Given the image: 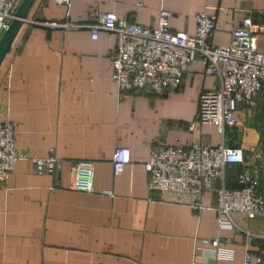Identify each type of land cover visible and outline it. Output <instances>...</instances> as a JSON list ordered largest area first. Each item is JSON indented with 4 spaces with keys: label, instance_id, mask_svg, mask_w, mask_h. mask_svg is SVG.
<instances>
[{
    "label": "crops",
    "instance_id": "crops-1",
    "mask_svg": "<svg viewBox=\"0 0 264 264\" xmlns=\"http://www.w3.org/2000/svg\"><path fill=\"white\" fill-rule=\"evenodd\" d=\"M159 9L170 11L171 32L186 35L194 31L195 13L214 15L215 45L227 44L232 28L248 15L260 27L255 47L264 55V0H68L67 5L33 0L0 62V118L13 123L14 147L27 157L16 160L0 183V264H212L198 241L211 237L233 249L226 264H242L245 250L264 257V210L251 219L221 215L208 190L196 213L150 198L143 168L151 143H221L241 150L264 196V86L250 109L237 104L236 125L220 134L204 124L190 133L185 124L195 116L199 93L217 86L197 57L176 89L118 93L110 77L112 32L99 30L91 39L86 27L44 24L87 25L111 11L153 26ZM51 147L56 170L34 174L29 159L45 157ZM116 147L128 149L129 162L113 174ZM80 159L93 163L91 193L71 187L73 165ZM239 169L224 166L212 187L238 188ZM217 219L223 220L220 226Z\"/></svg>",
    "mask_w": 264,
    "mask_h": 264
},
{
    "label": "built area",
    "instance_id": "built-area-1",
    "mask_svg": "<svg viewBox=\"0 0 264 264\" xmlns=\"http://www.w3.org/2000/svg\"><path fill=\"white\" fill-rule=\"evenodd\" d=\"M18 0H0V36L13 17ZM68 4V0H51ZM170 11L159 9L153 26H141L107 11L98 14L93 23L81 25L71 20L45 22L51 27H86L91 39L97 31H110L115 36V46L110 54L111 79L118 93L140 92L159 94L166 89H176L187 71L190 61L197 57L203 66V74L217 78L214 89L199 93L194 118L185 124L187 132L196 126L209 124L217 133L223 127L234 126L237 104L244 110L255 105V99L264 85V55L255 47L260 29L248 15L232 28L229 42L215 45L211 42L214 15L205 10L194 15V31L191 35L171 32L168 27ZM37 23V22H36ZM27 157L17 151L13 143V123L0 118V183L9 175L13 163ZM34 174L53 173L57 168L54 149H48L45 157L30 158ZM129 162L126 147H116L111 155L113 174L121 172ZM227 164H239L238 188L212 187V181L221 179ZM148 173L146 189L150 198L161 199L188 206L192 212L203 208V191H212L216 197V211L221 215L238 213L254 218L264 210V196L259 191V179L255 170L245 165L242 152L237 147L223 144L210 145L199 139L188 146L176 147L156 142L149 145L148 158L143 164ZM93 163L76 161L72 169L71 187L74 191L91 193ZM105 193V191H102ZM217 219V225L222 224ZM207 249L212 264H226L232 260L233 249L218 237L200 238ZM264 264V257L244 251L242 264Z\"/></svg>",
    "mask_w": 264,
    "mask_h": 264
},
{
    "label": "water",
    "instance_id": "water-1",
    "mask_svg": "<svg viewBox=\"0 0 264 264\" xmlns=\"http://www.w3.org/2000/svg\"><path fill=\"white\" fill-rule=\"evenodd\" d=\"M32 2L33 0H20L14 10L13 17L9 20L6 29L2 32L0 36V62L8 50Z\"/></svg>",
    "mask_w": 264,
    "mask_h": 264
},
{
    "label": "trees",
    "instance_id": "trees-1",
    "mask_svg": "<svg viewBox=\"0 0 264 264\" xmlns=\"http://www.w3.org/2000/svg\"><path fill=\"white\" fill-rule=\"evenodd\" d=\"M19 1L20 0H18L17 1V3H16V6L18 5V3H19ZM16 6H15V8H16ZM15 10V9H14ZM264 86V85H263ZM261 139H260V143H261V148H262V150H263V154H264V129H263V131H262V133H261ZM264 156V155H263ZM227 165H231V164H227ZM227 165H225V166H227ZM236 165H239V164H236ZM239 167H240V169H239V171L236 173V176H235V178L237 177V174L241 171V168H242V166L241 165H239ZM263 170H264V158H263ZM236 180H237V178H236ZM264 186V185H263Z\"/></svg>",
    "mask_w": 264,
    "mask_h": 264
},
{
    "label": "rangeland",
    "instance_id": "rangeland-1",
    "mask_svg": "<svg viewBox=\"0 0 264 264\" xmlns=\"http://www.w3.org/2000/svg\"><path fill=\"white\" fill-rule=\"evenodd\" d=\"M259 129H260V127H259ZM261 129H262V131H263L264 127H261Z\"/></svg>",
    "mask_w": 264,
    "mask_h": 264
}]
</instances>
